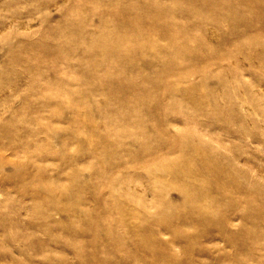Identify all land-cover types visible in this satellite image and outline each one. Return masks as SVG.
Wrapping results in <instances>:
<instances>
[{
  "label": "rangeland",
  "instance_id": "374dc122",
  "mask_svg": "<svg viewBox=\"0 0 264 264\" xmlns=\"http://www.w3.org/2000/svg\"><path fill=\"white\" fill-rule=\"evenodd\" d=\"M0 264H264V0H0Z\"/></svg>",
  "mask_w": 264,
  "mask_h": 264
},
{
  "label": "bare ground",
  "instance_id": "6f19581e",
  "mask_svg": "<svg viewBox=\"0 0 264 264\" xmlns=\"http://www.w3.org/2000/svg\"><path fill=\"white\" fill-rule=\"evenodd\" d=\"M205 1V0H204ZM72 34V33H71ZM161 58V57H160ZM161 74V73H160ZM186 148V147H185ZM204 166V165H203ZM186 168V167H185ZM182 170V169H181ZM183 174V173H182Z\"/></svg>",
  "mask_w": 264,
  "mask_h": 264
}]
</instances>
